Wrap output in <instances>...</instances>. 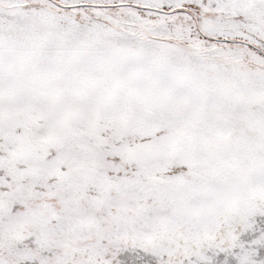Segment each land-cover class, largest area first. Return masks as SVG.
<instances>
[{"label":"snow or ice","instance_id":"obj_1","mask_svg":"<svg viewBox=\"0 0 264 264\" xmlns=\"http://www.w3.org/2000/svg\"><path fill=\"white\" fill-rule=\"evenodd\" d=\"M0 264H264V0H0Z\"/></svg>","mask_w":264,"mask_h":264}]
</instances>
